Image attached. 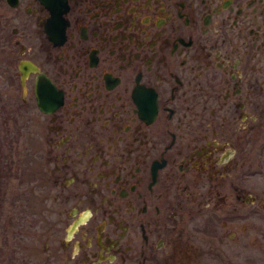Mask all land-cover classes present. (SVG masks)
Here are the masks:
<instances>
[{
  "label": "flooded vegetation",
  "instance_id": "obj_1",
  "mask_svg": "<svg viewBox=\"0 0 264 264\" xmlns=\"http://www.w3.org/2000/svg\"><path fill=\"white\" fill-rule=\"evenodd\" d=\"M10 2L42 264H264V0Z\"/></svg>",
  "mask_w": 264,
  "mask_h": 264
},
{
  "label": "rangeland",
  "instance_id": "obj_2",
  "mask_svg": "<svg viewBox=\"0 0 264 264\" xmlns=\"http://www.w3.org/2000/svg\"><path fill=\"white\" fill-rule=\"evenodd\" d=\"M1 13H7L4 0ZM14 25L0 24V264H42L46 226L55 219L49 217L54 192L43 160L41 118L28 103V80L20 82V47L8 40Z\"/></svg>",
  "mask_w": 264,
  "mask_h": 264
},
{
  "label": "water",
  "instance_id": "obj_3",
  "mask_svg": "<svg viewBox=\"0 0 264 264\" xmlns=\"http://www.w3.org/2000/svg\"><path fill=\"white\" fill-rule=\"evenodd\" d=\"M10 2V0H8ZM11 5H14L15 2H10ZM18 70L20 73V80L22 85L24 84L26 78L28 77V61H20L19 62V66H18ZM38 103H40V98L38 97Z\"/></svg>",
  "mask_w": 264,
  "mask_h": 264
}]
</instances>
